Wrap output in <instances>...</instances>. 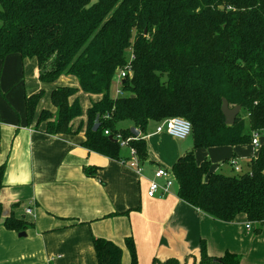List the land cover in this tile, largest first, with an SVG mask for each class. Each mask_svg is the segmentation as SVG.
<instances>
[{
    "label": "trees",
    "instance_id": "trees-1",
    "mask_svg": "<svg viewBox=\"0 0 264 264\" xmlns=\"http://www.w3.org/2000/svg\"><path fill=\"white\" fill-rule=\"evenodd\" d=\"M0 21V61L18 53L37 61L43 83L73 75L83 91L102 95L87 111L85 147L121 160L120 142L110 139L121 133L145 160L147 142L131 128L145 131L151 121L185 117L193 125V149L170 170L178 196L214 219L264 221V143L239 175L213 171L210 160L199 163L196 156L199 148L249 144L253 130H264V0H0ZM127 66L123 95L116 96L113 85ZM77 92L52 90L56 120L46 132H74L70 123L83 113L78 98L70 103ZM44 96V89L26 96L30 123ZM223 98L231 108L241 105L232 125ZM50 113L42 110L39 121ZM5 169L0 164V189ZM32 225L13 212L5 217L0 201V226L21 232ZM125 243L131 264H139L133 236ZM93 247L97 264H123V248L113 240L94 237ZM195 264H240V257L211 256L203 239Z\"/></svg>",
    "mask_w": 264,
    "mask_h": 264
},
{
    "label": "crops",
    "instance_id": "crops-1",
    "mask_svg": "<svg viewBox=\"0 0 264 264\" xmlns=\"http://www.w3.org/2000/svg\"><path fill=\"white\" fill-rule=\"evenodd\" d=\"M39 71L35 59L18 53L0 61V164L6 165L0 201L5 217L13 212L33 224L21 231L26 236L0 226V264H97L94 237L113 240L123 248L122 263L131 264L129 236L135 239L139 264L155 259L164 264L169 258L195 264L203 239L211 256L230 251L239 255L240 264H264V221L250 222L245 215L230 222L214 219L182 200L174 187L165 196H149L155 171L171 170L193 149V139L179 143L166 132L141 131L148 156H138L140 171L129 164L128 148L122 149L121 160L92 151L83 145L87 111L102 95L83 91L73 75L43 83ZM57 86L78 89L70 103L78 98L83 113L74 120L72 134H50L26 114V96L41 89L45 96L36 119L44 108L54 109L50 95ZM233 152L224 165L234 171L230 161L239 156ZM213 171L225 173L221 165Z\"/></svg>",
    "mask_w": 264,
    "mask_h": 264
},
{
    "label": "built area",
    "instance_id": "built-area-1",
    "mask_svg": "<svg viewBox=\"0 0 264 264\" xmlns=\"http://www.w3.org/2000/svg\"><path fill=\"white\" fill-rule=\"evenodd\" d=\"M130 72V66H127L125 68H122L117 77L116 82L119 84L120 89L117 90L116 96L123 95L122 90V83L123 80L126 79ZM109 117V115L107 116ZM193 130L192 122L182 116H173L170 118L165 119L164 121L160 122L157 127V132H166L168 135L176 138V139H186L189 136H191ZM106 135H110L109 130H105ZM113 138H115L117 141L120 142L122 147H127L130 151V154L132 156V160L129 162V164L133 167L139 168V162H138V152L137 149L130 145V141L133 139L132 137L124 138L121 133L115 134V136L111 135ZM264 143V130H253L252 131V141L251 144L255 147L256 150H258L261 145ZM257 153V152H256ZM231 164L233 166L234 171L240 172L242 169V165L239 161V158H232ZM159 179H164V183H161ZM174 185V176L171 173L170 170L160 167L155 171V178L151 180L148 194L149 196H165L169 194L172 190V187ZM32 210L30 208H27V213H31Z\"/></svg>",
    "mask_w": 264,
    "mask_h": 264
},
{
    "label": "rangeland",
    "instance_id": "rangeland-1",
    "mask_svg": "<svg viewBox=\"0 0 264 264\" xmlns=\"http://www.w3.org/2000/svg\"><path fill=\"white\" fill-rule=\"evenodd\" d=\"M0 25H1V21H0ZM120 87H119V84H117V82H115V84L113 85V92L115 93V95H117V90H119ZM44 109H47L49 110L50 112H52V114H46L43 116V118L40 120V114L37 116V119H36V114L34 116V119H33V122H35V125L37 127H43V128H47V123L49 122H53V120L55 121L56 120V117H55V114H56V110L55 108L52 109V108H44ZM43 109V110H44ZM78 118V117H77ZM77 118H75L74 120H76ZM74 120L71 121L70 123V126L72 127V130L74 128ZM87 126L89 124V118L87 117ZM85 120V122H86ZM55 123V122H54ZM158 123L157 122H150L148 127H147V131L148 133L149 132H152V131H155L156 130V127H157ZM123 126H127L126 124H123ZM87 130V129H86ZM192 136H189L188 139L186 138V140L188 142H192ZM179 140L178 142L180 143H184L186 142V140L183 142L182 140L180 139H177ZM234 148H232L231 150L234 149V152L239 156V161L240 163L242 164V169L240 172H237V171H233L231 170V167L228 166V165H224L225 163V159L226 157L229 156V153L231 150H229V147H218V149H215L214 147L210 148V149H205V148H199V152L196 151V155H197V158L199 159V161H203V160H210L211 161V168L212 170H215L217 169V167L219 165H221L222 169L225 171V174H228V175H234V174H241L243 173L244 171H247L249 170V157L252 156V155H256V152L258 150L255 149V147L249 143V144H244V145H237V146H233ZM122 148H126L127 147H122ZM218 150V151H217ZM233 152V153H234ZM174 189H177V185H176V181L174 179V185H173ZM172 187V188H173Z\"/></svg>",
    "mask_w": 264,
    "mask_h": 264
},
{
    "label": "water",
    "instance_id": "water-1",
    "mask_svg": "<svg viewBox=\"0 0 264 264\" xmlns=\"http://www.w3.org/2000/svg\"><path fill=\"white\" fill-rule=\"evenodd\" d=\"M125 82V80H123V83ZM241 111V105H237L233 108L230 107L229 105V102L226 98H223V103H222V112L225 116V119H226V123L229 124V125H232L235 123L236 121V118L238 116V114L240 113ZM100 116H97L96 119H95V123L93 125V130L94 131H97L98 128L100 127ZM132 130V133L138 137L140 136L141 134V131L139 129H137L136 127H132L131 128ZM110 139L111 140H114V141H117L115 138H113L112 136H110ZM20 236H26V232H21L19 234Z\"/></svg>",
    "mask_w": 264,
    "mask_h": 264
}]
</instances>
